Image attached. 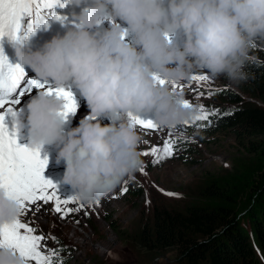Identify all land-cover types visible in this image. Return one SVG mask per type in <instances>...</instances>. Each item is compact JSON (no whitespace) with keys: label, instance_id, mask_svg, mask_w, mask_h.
<instances>
[{"label":"clouds","instance_id":"9594fccd","mask_svg":"<svg viewBox=\"0 0 264 264\" xmlns=\"http://www.w3.org/2000/svg\"><path fill=\"white\" fill-rule=\"evenodd\" d=\"M74 2L79 6L82 0ZM73 17L72 26L40 47L26 40L14 47L18 63L37 79L54 88L75 86L86 101L88 113L67 129L62 97L38 90L27 103L31 146L60 145L56 160L65 165L63 182L86 205L143 166L142 136L129 113L152 111L161 128L191 121L195 110L184 105L171 82L206 72L238 84L248 78L244 68L254 42L264 40V0H93ZM104 20L109 27L98 28ZM124 33L134 34L133 40ZM177 33L183 34L182 46L173 39ZM15 117L19 132L25 122L19 113ZM20 212L17 201L0 190V223ZM0 264L23 261L5 247Z\"/></svg>","mask_w":264,"mask_h":264},{"label":"rangeland","instance_id":"374dc122","mask_svg":"<svg viewBox=\"0 0 264 264\" xmlns=\"http://www.w3.org/2000/svg\"><path fill=\"white\" fill-rule=\"evenodd\" d=\"M173 39H178L176 41L182 46L184 38L174 36ZM255 58L264 63V40L254 42L249 59ZM193 76H206L207 79L177 83L184 87L176 91L183 99L190 100L195 116L199 115L200 104L210 109L227 107L226 101L216 91L225 88L237 90L243 84L233 83L224 76L213 78L206 72H196ZM197 85L198 90L204 93L199 98L192 90ZM209 90L212 92L210 96ZM88 111L85 103L67 128L77 126ZM140 116L154 119V112L141 113ZM99 119L102 123H109L105 117ZM194 125L192 119L183 128L180 124L171 128L160 127L158 132L136 126L142 136L140 152L153 144L162 143L171 129V136L176 141L174 155L159 163L152 155H141L143 172L139 169L112 193L91 205L77 199V203L84 206L83 210L66 218L62 219L51 211V203L46 206L48 210H41L35 215L23 214L20 218L56 238L49 239L47 243L53 249L65 248L67 252H59L64 264H184L178 260L179 248L176 245H158L149 249L141 246V228L152 223L154 211L165 208L183 212L190 205L208 203L203 192L213 181L229 197L218 202L227 206L235 217L245 216L250 206L255 204V187H262L264 178V155L254 152L250 144L256 139L237 138L230 130L213 131L212 128H197ZM185 140L195 150L194 153L181 150V141ZM59 147L55 143L46 144L40 149V156L48 158L44 177L57 185L62 198H67L73 196L75 190L63 182L65 165L56 160ZM125 186L128 190L121 193ZM109 221H113L114 227L108 224ZM247 232L256 242L255 233L250 229Z\"/></svg>","mask_w":264,"mask_h":264},{"label":"snow or ice","instance_id":"6c2138e0","mask_svg":"<svg viewBox=\"0 0 264 264\" xmlns=\"http://www.w3.org/2000/svg\"><path fill=\"white\" fill-rule=\"evenodd\" d=\"M72 0H0V38L8 35L13 40H20L18 33L22 29L24 17H30L25 30V39L35 33L42 26H47L49 18L63 22L66 17L55 12L56 5L66 6ZM126 36L127 33H124ZM25 69L19 63L13 64L0 47V190L15 199L21 209L20 215L10 222L0 223V248H10L17 253L23 264H64V258L59 255L60 249L48 246L49 239L55 240L50 234L38 230L32 222L23 221V214L35 215L41 210H48L47 205L52 204L51 211H55L60 218H66L73 212L83 210V205L77 203V198L69 196L62 198L58 193L57 185L46 179L43 172L48 164V158L40 156V149L17 142L15 133H11L5 123L9 114L16 115L15 108L22 98L30 94L33 89L44 90L46 94L63 98L64 106L61 115L66 120L70 114L77 111L78 105L73 92L68 88H54L47 81L40 79L25 80ZM158 83L166 81L156 77ZM193 81L206 80V76H193ZM173 89L184 85L171 82ZM190 87H192L190 85ZM192 90L197 97L203 96L197 87ZM212 94L209 90L208 95ZM186 107H193L189 99H183ZM199 115L194 120L205 121L202 127L211 126L210 117L216 115L218 110L208 109L199 105ZM95 118V117H91ZM129 118L135 126L145 130L158 132L160 127L153 119H144L129 113ZM189 121L180 124L181 128L187 126ZM176 141L168 136L162 143L153 144L142 150L141 155H152L157 163L174 155ZM143 172L144 169L140 168ZM127 185V181L124 182ZM127 187H122L121 193ZM171 195V194H170ZM88 213L85 211V215Z\"/></svg>","mask_w":264,"mask_h":264},{"label":"trees","instance_id":"16d2710c","mask_svg":"<svg viewBox=\"0 0 264 264\" xmlns=\"http://www.w3.org/2000/svg\"><path fill=\"white\" fill-rule=\"evenodd\" d=\"M244 71L248 78L237 90L216 91L228 106L215 108L218 113L210 117L211 126L202 127L206 122L197 120L194 126L230 130L237 138L256 139L250 141L253 151L264 155V63L249 59ZM181 143V150L195 152L186 140ZM261 185L255 187V204L245 216L235 217L218 202L229 197L212 181L203 192L208 203L190 205L183 212L156 209L152 223L141 228L140 244L147 249L176 245L178 260L184 264H264V178ZM108 224L114 227L113 221ZM248 229L255 233L257 243ZM57 249L67 252L63 247Z\"/></svg>","mask_w":264,"mask_h":264},{"label":"bare ground","instance_id":"6f19581e","mask_svg":"<svg viewBox=\"0 0 264 264\" xmlns=\"http://www.w3.org/2000/svg\"><path fill=\"white\" fill-rule=\"evenodd\" d=\"M176 40H178V39H176ZM141 117V116H140ZM70 124V123H69ZM69 126V125H68Z\"/></svg>","mask_w":264,"mask_h":264}]
</instances>
